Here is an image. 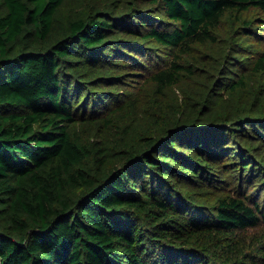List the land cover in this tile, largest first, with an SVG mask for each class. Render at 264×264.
Here are the masks:
<instances>
[{"label":"trees","instance_id":"obj_1","mask_svg":"<svg viewBox=\"0 0 264 264\" xmlns=\"http://www.w3.org/2000/svg\"><path fill=\"white\" fill-rule=\"evenodd\" d=\"M256 11L0 0V264H264V49L232 42Z\"/></svg>","mask_w":264,"mask_h":264},{"label":"rangeland","instance_id":"obj_2","mask_svg":"<svg viewBox=\"0 0 264 264\" xmlns=\"http://www.w3.org/2000/svg\"><path fill=\"white\" fill-rule=\"evenodd\" d=\"M251 17L254 18V21L256 20H259V19H263V21H259V22H255L253 24L254 26V29L257 30V33L256 34H261L263 35L264 37V11L263 13L259 12V11H256V12H252L251 13ZM229 21H230V18H229ZM232 23L233 21L230 22V26H232ZM246 34H242V36L240 38L236 37L232 40V42H238V45H243V42H244V39H245V46L246 48H248L249 50V53L251 54H254L255 51L257 50H261V49H264V39H262V37H250V36H245ZM133 39H136L137 41L143 43L145 46H146V43H145V40L143 39H139V38H133ZM232 44H235V43H232ZM149 47H147L148 49ZM126 53H128V51H125ZM156 55H158V52L155 51ZM139 56L140 58V55H137ZM248 56V55H247ZM147 55L144 54L142 55L141 58H146ZM167 59L168 57H161V60L162 59ZM157 65V60L156 58L154 57V60L151 58L148 62H147V65L145 67H143L142 71L144 72V76H147L149 73H151V71L156 67ZM126 68H128V66H124ZM124 67L122 68V71L124 70ZM130 70V69H128ZM133 70V69H132ZM195 80V78H194ZM136 83V86L132 87L130 85H119V86H114V88L117 90V92L119 93H125V96L126 98H129L130 96H135L137 90L139 89V84L143 83V79H138V81H134ZM251 86L253 89H257L256 87V83L255 82H251ZM194 87V86H193ZM177 91H179V89L177 88L176 89ZM81 95H82V101L85 99L86 97V93L83 95V90L80 91ZM111 100H114L116 101L117 98H112ZM82 127H87V128H90V125H82ZM231 175H227L226 178L230 177ZM231 179V177H230ZM231 186L232 185H235L237 180L234 182V179L233 180H228L227 181ZM261 183V180L260 178H258V180L256 182H249L247 186L251 187L252 190L250 191L251 193L254 191V196H258V201L260 203V205L264 204V192L262 193L261 192V188L264 187V184L259 186L257 188V186ZM205 188H209L211 189L212 191L211 192H208V196H204L202 199L203 202H210V201H214L219 195H221L222 193H225V192H228L227 190H229V186L226 187V185L224 186H221L219 188H214V187H205ZM189 189L191 191H195V190H198L196 187L194 186H189ZM232 193H236V190L233 189L231 190ZM205 198V199H204ZM264 221V220H263ZM251 232H254V231H262L264 232V222H261V224L257 227V228H251L250 229Z\"/></svg>","mask_w":264,"mask_h":264}]
</instances>
